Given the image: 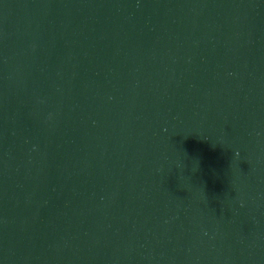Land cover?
<instances>
[{
  "label": "water",
  "instance_id": "1",
  "mask_svg": "<svg viewBox=\"0 0 264 264\" xmlns=\"http://www.w3.org/2000/svg\"><path fill=\"white\" fill-rule=\"evenodd\" d=\"M0 264H264V0H0Z\"/></svg>",
  "mask_w": 264,
  "mask_h": 264
}]
</instances>
